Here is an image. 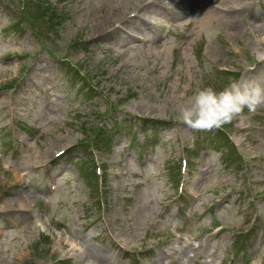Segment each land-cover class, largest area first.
<instances>
[{"label":"rangeland","instance_id":"1","mask_svg":"<svg viewBox=\"0 0 264 264\" xmlns=\"http://www.w3.org/2000/svg\"><path fill=\"white\" fill-rule=\"evenodd\" d=\"M47 1L64 18L58 33L40 37L22 0H0V90L34 67L39 82L0 95V264H264V105L210 131L177 120L200 88L264 79L256 23L264 0H228L224 10L194 0ZM136 10L122 32V18ZM108 29L111 38L92 39ZM69 60L81 61L90 90L59 74ZM225 69L240 75L225 77ZM116 120L120 133L109 149L80 145L84 129L93 134ZM212 135L219 145L228 136L235 150L209 147ZM99 164L89 186L86 172ZM73 239L87 254L67 247ZM119 248L150 256L138 262Z\"/></svg>","mask_w":264,"mask_h":264},{"label":"clouds","instance_id":"2","mask_svg":"<svg viewBox=\"0 0 264 264\" xmlns=\"http://www.w3.org/2000/svg\"><path fill=\"white\" fill-rule=\"evenodd\" d=\"M262 105L264 79L233 80L220 90L206 86L195 91L179 107L177 120L191 129L210 131L231 123L245 110L254 113Z\"/></svg>","mask_w":264,"mask_h":264},{"label":"bare ground","instance_id":"3","mask_svg":"<svg viewBox=\"0 0 264 264\" xmlns=\"http://www.w3.org/2000/svg\"><path fill=\"white\" fill-rule=\"evenodd\" d=\"M194 1H195V3L200 4V5H204V4L205 5H209V4H211V5L216 6L217 8H221V9H224L226 4L228 3V0H194ZM239 28H240V26L238 24H236L234 26V30L235 31H238ZM258 29L260 31H264V24H259L258 25ZM106 36H108L109 38L112 37L111 33L106 34ZM235 37L238 40V36H235ZM155 262H156V264H161L160 262H157V261H155ZM204 264H208V263L206 262Z\"/></svg>","mask_w":264,"mask_h":264}]
</instances>
